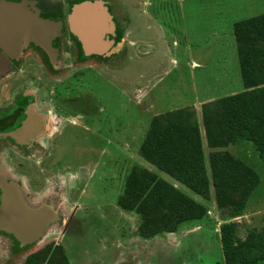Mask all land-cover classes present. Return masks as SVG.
<instances>
[{
	"label": "rangeland",
	"instance_id": "obj_1",
	"mask_svg": "<svg viewBox=\"0 0 264 264\" xmlns=\"http://www.w3.org/2000/svg\"><path fill=\"white\" fill-rule=\"evenodd\" d=\"M87 1L95 0L51 2L54 11L63 13L64 17L68 8L65 3L73 6ZM113 1L126 16L124 28L131 31L125 38L121 36L122 29H118L123 39L116 46L110 45V56L102 58L93 54L85 64H95L93 68L82 70L76 78L69 76L75 67H54L47 56L31 45L30 49L41 55L23 57L19 61L24 62L20 76L11 75L0 81V87L18 81L19 88L23 84L21 79L29 80L32 84L25 86L36 92V105L47 111H53L50 105L56 96L46 93L43 99L38 97L44 93L42 87L51 86L48 92L61 90L63 95L79 101L93 100L95 105L94 116L89 117L91 122L85 118L73 119L78 127H70L59 140L58 148L52 149L51 161L44 158L48 160L45 171L40 158L35 164L38 170L34 168L23 175L25 170L15 169L8 154H0V181L12 189L18 187L22 206L40 215V228L32 237H25L13 226L0 225V264H225L223 237L231 236L239 245L250 233L264 231V162L259 150L248 140L238 145L218 146L223 139L216 121L219 99L246 90L233 24L264 14V0H146L151 3V7L145 8L148 16L136 12L139 1L143 0ZM47 6L50 5L38 4L37 9L54 15ZM152 16L163 23L166 34L155 27ZM57 19L60 17L50 20L60 23ZM114 35V31L106 33L103 40L109 41ZM59 37L57 45L66 51L62 46L66 35ZM115 38L119 42L120 37ZM67 49L75 52V56L78 54L70 45ZM123 49L125 61L128 57L121 74L125 83L115 77L106 78L101 63L107 67L105 73H114L113 60ZM258 49L261 53L264 43H259ZM26 51L27 48L25 55ZM191 59L196 62H190ZM261 59L258 54L260 66ZM71 60L65 58L63 64ZM108 61H112L110 67ZM46 79L52 82H45ZM5 89L8 97L3 107L13 97ZM173 122L198 127L209 178L208 157L212 151L228 152L259 175V185L246 198L231 194L234 204L242 206L239 217L229 221L222 218L211 183L206 197L197 196L144 158L141 146L152 127L156 125L164 130ZM56 123L59 131L54 133L52 128L38 142L46 154L66 124L63 121L60 125L58 120ZM205 125L209 127L211 142L216 144L214 148L209 146ZM50 164L53 169L49 170ZM145 172L156 174L201 204L206 211L203 218L183 223L175 232L168 233L159 230L155 211L146 218L136 212L143 197L140 201L129 199L131 210L120 207L118 200L124 195L129 177L133 175L137 181H144ZM42 175L46 181L40 184ZM29 183L33 189L42 190L41 194L29 196ZM56 189L55 198H49ZM70 215L72 220L67 222ZM144 221L147 228L141 231ZM228 224H233V230L228 229Z\"/></svg>",
	"mask_w": 264,
	"mask_h": 264
},
{
	"label": "trees",
	"instance_id": "obj_2",
	"mask_svg": "<svg viewBox=\"0 0 264 264\" xmlns=\"http://www.w3.org/2000/svg\"><path fill=\"white\" fill-rule=\"evenodd\" d=\"M121 29L123 37L127 29L124 26ZM233 31L246 90L219 99L216 121L223 140L218 146L251 141L264 162V49L261 53L258 49V44L264 43V14L234 23ZM258 54L262 57L261 66ZM254 87L256 89L250 90ZM205 127L209 146L214 148L216 144L211 142L209 127ZM141 153L157 170L197 196L206 197L211 183L225 221L239 217L242 212V206L234 204L231 194L246 198L260 182L259 175L250 166L226 151L209 153V178L201 136L195 124L173 122L164 130L153 126L141 146ZM144 175V181H137L133 175L129 177L124 195L118 200L120 207L131 210L129 199L140 201L143 197L136 212L146 218L155 211L159 230L168 233L175 232L183 223L203 218L206 211L201 204L156 174L145 172ZM227 227L233 230V224ZM145 228L147 223L144 221L140 229L144 231ZM222 247L225 264H264V231L250 233L239 245L231 236L223 237Z\"/></svg>",
	"mask_w": 264,
	"mask_h": 264
},
{
	"label": "flooded vegetation",
	"instance_id": "obj_3",
	"mask_svg": "<svg viewBox=\"0 0 264 264\" xmlns=\"http://www.w3.org/2000/svg\"><path fill=\"white\" fill-rule=\"evenodd\" d=\"M20 1H26L31 11L34 13H37L38 16L42 19L50 20L55 17L57 18L60 17V19H57V21H60V23L62 24L61 30L59 31L58 35H56L55 39L51 41V51L46 48L44 49V47L39 45V42L36 43L35 41H31V40L25 42L26 43L25 48H27L26 55L24 53L22 55H19V51L17 50L16 55L14 57H11L7 55V53L4 51V48L0 47V52L3 54L4 57H6L7 62H8L7 67L2 71L0 78L4 79L11 75L15 77H19L20 75L18 73L20 71L23 72V67H24V64H23L24 62L20 63L19 61L22 60L23 57L26 59L28 55L30 56L41 55L40 52L38 51L34 52V49L31 50L32 49V48L30 49L31 45L39 49V51H41L43 56L45 57L47 56L49 63L53 65L54 67L65 68V67H68V65H70V67H75V71L69 75L70 77L76 76L77 78L82 70L89 69L91 67L93 68L95 64H91V66L85 65V64H87L89 62V58L94 55L92 53L90 54V52L84 48V45L82 44V41L80 39V35L78 34V32L74 31L72 27L70 26L69 10H70L71 3L69 2L65 3L66 6L68 5V8L63 17L62 16L63 13L54 11L55 8L54 6H52V3H53L51 2L52 0H44V1L20 0ZM105 2L109 10L108 12L111 13L113 16L112 19L115 25V30H114L115 35L114 36L120 37L119 42H117V38L115 37L106 42H108V44L110 45L111 41H113L111 46H116L122 42L123 38L119 36L118 29L124 26L126 16L120 13V8L117 7V4L114 3L113 0H106ZM38 4H40L42 7H44L45 5H50V6H47V9L52 10L54 15H48L45 12H43L42 9H37ZM110 4H111V7H110ZM127 31H128V28H127ZM63 34L66 35V40H65V43L64 42L62 43V46L64 45L63 47L66 48V51H64L63 48L61 51L56 41L57 39L60 38L59 36H62ZM69 45L76 49L78 53L76 56L74 55L75 52L72 53V51L67 49ZM69 51L70 53H68ZM109 54L111 55L110 47L105 53H102L98 56L99 57L102 56L103 58L106 56H110ZM125 56H126V52L123 49L120 55L113 60L114 65H116L114 67V70H112V72L114 73H109L108 71H106L107 73H105L104 68H107V67L105 66L103 62H101L104 66V68L102 67V71H104V74L107 75L106 78L115 77V78H118V80L122 79L124 81L125 78L121 74H123L122 71L125 68L123 65L124 62L126 61L128 62V57H126L127 60L125 61ZM70 57L72 58V60L70 62H66V64H63L64 59L70 58ZM31 58L33 59L34 57H31ZM111 63L112 61L110 62L108 61L109 67ZM36 78H40V77H36ZM10 82L9 84L6 83L4 86L0 87V154H8L10 163H12L14 167L16 166L15 169L23 168L25 170L23 175L27 174V172L31 171L34 168L38 170L39 167H37L35 164H37L36 160L40 158H43L42 160L45 166L44 168V171H45L46 166H47L46 162L48 163V160L45 161L44 158H47V159H49L50 157L53 158L52 149L58 148L59 146L58 142L59 140H61L62 137H64L63 135L68 132L70 127H78L77 123L74 122L73 119L85 118V119H89V121L91 122V118L89 117H91L94 113L93 111L95 108L94 102H91L93 100H90V99H88L90 102L86 100L79 101L76 97H72L71 95L70 96L63 95L61 90H60L61 92L56 90L55 93H53V91L48 92L51 86L42 87L44 93L41 92V94H43V96H41L40 94L38 97H41L43 99L46 93L54 94L56 96L55 102L53 103L54 105L53 104H52L53 106L50 105L51 108H53V111H47L40 104L36 105V101H37L36 92L28 90V88L25 86L26 83H31L29 82V80L21 79L20 82L21 84L22 83L23 84L19 88L17 87L19 86L17 85L18 81L11 82V83ZM45 82L51 83L52 81L46 79ZM15 87H17L16 91L13 94H10V92H12ZM5 88H7L8 90L7 93L10 94L9 96L13 95V97H12V102H9L7 106L3 107V105L7 104L5 102L8 97L6 96ZM40 103L42 104V101H40ZM46 104L49 105V102L47 101ZM102 111L103 109H101V112ZM56 120L60 121V125L64 124L63 121H65L66 124L62 126L59 134L54 139L55 141H53V144L50 145L49 147V149H51L50 153L46 154V152H44L43 150L44 147L39 146L38 142L40 141V138L48 136V132L50 133L52 131V128H53L54 133H57L59 131V129H57L58 125L56 123ZM54 124L56 125L55 127H53ZM24 125H27L28 128L25 131L23 136H19V137L12 136L13 133H15L17 130H19ZM84 128L88 129L89 125L85 126ZM8 140H10V143L12 144L7 143ZM36 141L38 144L36 143ZM52 158H50V161L52 160ZM50 166L51 167L48 169L49 170L53 169L52 164H50ZM40 171L42 170L40 169ZM56 177L57 175L54 178ZM1 179L2 178L0 176V180ZM31 180L33 181L35 179H31ZM42 181H46L45 175L41 176V178L39 179V183L42 184ZM0 183L3 184L1 181ZM28 189H29L28 195L30 196V193H31L32 198L33 196L37 197V195H40L42 191V190L33 189L32 184L30 183L28 184ZM19 190L20 189L18 187H16V189L14 188V191H16L15 193L17 194ZM56 191L57 189L52 192V196L49 198H55L56 194L58 193V191L57 192ZM59 191H60V188H59ZM23 194L26 197V194L24 192ZM2 197H3V190L0 187V205L2 203ZM71 220H72V216L70 215L69 218L67 219V222H70Z\"/></svg>",
	"mask_w": 264,
	"mask_h": 264
},
{
	"label": "water",
	"instance_id": "obj_4",
	"mask_svg": "<svg viewBox=\"0 0 264 264\" xmlns=\"http://www.w3.org/2000/svg\"><path fill=\"white\" fill-rule=\"evenodd\" d=\"M69 23L80 35L84 48L90 54L105 53L110 45L103 40L104 35L114 31L112 16L101 1L82 2L69 10ZM93 24L94 28L87 38H83L84 26ZM61 23L42 19L31 11L26 1L9 2L0 0V47L7 55L14 57L18 47L26 41L39 42L51 51V41L61 30ZM7 59L0 52V75L7 67ZM28 126L24 125L12 136H23ZM3 190L0 205V225L13 226L25 237H32L40 228V215L29 212L22 206L19 195L8 185L1 184ZM42 217V216H41Z\"/></svg>",
	"mask_w": 264,
	"mask_h": 264
},
{
	"label": "crops",
	"instance_id": "obj_5",
	"mask_svg": "<svg viewBox=\"0 0 264 264\" xmlns=\"http://www.w3.org/2000/svg\"><path fill=\"white\" fill-rule=\"evenodd\" d=\"M96 1H101V2H103L104 3V5H105V7H106V9L108 10V7H107V5H106V0H96ZM142 4V5H141ZM149 7H151V3H150V1L149 2H147L146 0H143V2L142 1H139V7H137V9H136V12L138 13V15H140V16H142L143 14H145V15H147L148 16V14H147V12H146V10H145V8H149ZM109 11V10H108ZM112 16V15H111ZM151 16V15H150ZM112 18H113V16H112ZM151 19H153V21H154V25H155V27L157 28V29H159L160 31H166V29H165V27L163 26V23H160L159 22V20H157L156 18H154V16H152L151 17ZM113 20V19H112ZM129 31H131V30H126V32H125V38H126V36L130 33ZM165 34H166V32H165ZM137 41H138V39H137ZM164 41H165V39H164ZM138 43V46L137 47H139V42H137ZM145 44H147V41H145L144 42ZM144 43H143V45H144ZM25 42L21 45V46H19L18 47V51H19V55H22L23 53H24V51H25ZM173 61V60H172ZM190 62H196L195 61V59H191V61ZM2 80V78H0V81Z\"/></svg>",
	"mask_w": 264,
	"mask_h": 264
},
{
	"label": "bare ground",
	"instance_id": "obj_6",
	"mask_svg": "<svg viewBox=\"0 0 264 264\" xmlns=\"http://www.w3.org/2000/svg\"><path fill=\"white\" fill-rule=\"evenodd\" d=\"M110 7H111V4H110ZM93 28H94L93 24H89V25L84 26L85 30L82 31L84 39L88 37V35L90 34V32L92 31Z\"/></svg>",
	"mask_w": 264,
	"mask_h": 264
}]
</instances>
